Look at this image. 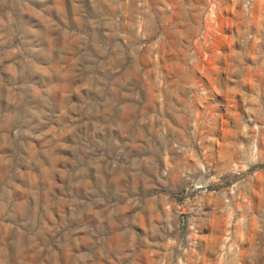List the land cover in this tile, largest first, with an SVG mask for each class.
<instances>
[{
  "label": "rangeland",
  "instance_id": "rangeland-1",
  "mask_svg": "<svg viewBox=\"0 0 264 264\" xmlns=\"http://www.w3.org/2000/svg\"><path fill=\"white\" fill-rule=\"evenodd\" d=\"M241 2L234 77L201 66L207 0H0V264H264V87H223L264 86Z\"/></svg>",
  "mask_w": 264,
  "mask_h": 264
},
{
  "label": "built area",
  "instance_id": "built-area-1",
  "mask_svg": "<svg viewBox=\"0 0 264 264\" xmlns=\"http://www.w3.org/2000/svg\"><path fill=\"white\" fill-rule=\"evenodd\" d=\"M205 8V22L204 32L211 33H222L225 37L236 36V26L233 20L235 12L238 8L234 4H220L218 0H207L204 6ZM240 8L244 12L251 10V0H242ZM254 37L252 34H248V37ZM199 39V40H198ZM208 37L204 34H200L197 38V42L193 44L191 51V60L196 63L200 58L208 59L209 50L204 44H208ZM254 46V51L251 52L250 60L253 61L255 66L264 65V42L261 43L262 39H258ZM261 40V41H260ZM248 60V59H247Z\"/></svg>",
  "mask_w": 264,
  "mask_h": 264
},
{
  "label": "crops",
  "instance_id": "crops-1",
  "mask_svg": "<svg viewBox=\"0 0 264 264\" xmlns=\"http://www.w3.org/2000/svg\"><path fill=\"white\" fill-rule=\"evenodd\" d=\"M222 45H221V52L217 54L216 53H210L209 61L204 62L201 64L203 66L204 70L209 73V75H217V71L222 73V75L231 74L232 76L239 75L241 73V70L243 68L242 62L244 60H247V53L243 47L240 46H233L230 39H227V37L222 38ZM261 70H264V65H261ZM225 73V74H224ZM224 76H222L224 78ZM223 87H264L262 84L259 85H244L241 83H232L231 85L223 83ZM241 117H234V121H241ZM244 120V118H243ZM255 121H258L259 123H264V116H260Z\"/></svg>",
  "mask_w": 264,
  "mask_h": 264
}]
</instances>
